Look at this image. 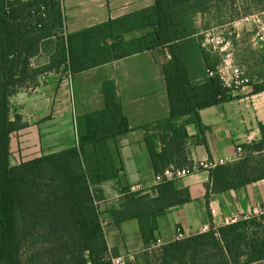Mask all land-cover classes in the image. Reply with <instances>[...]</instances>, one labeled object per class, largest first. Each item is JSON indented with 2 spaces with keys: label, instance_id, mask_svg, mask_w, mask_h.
I'll return each mask as SVG.
<instances>
[{
  "label": "trees",
  "instance_id": "obj_1",
  "mask_svg": "<svg viewBox=\"0 0 264 264\" xmlns=\"http://www.w3.org/2000/svg\"><path fill=\"white\" fill-rule=\"evenodd\" d=\"M260 1L154 0L148 8L65 35L59 0H0V264L108 263L96 204L99 196L93 186L118 177L110 142L132 130L114 82L105 80L101 85L104 107L75 118L76 146L11 166L10 135L26 124L17 115L10 120L9 98L35 84L43 72L61 70L73 78L157 50L168 56L163 73L169 116L163 123L170 137L157 151L147 136L146 148L155 175L170 165L179 169L190 166L184 149L186 125H200V110L233 99L232 91L223 87L218 77L207 76V70L215 69L220 60L212 47L204 45L205 34L233 23L241 5L253 7ZM140 31V36L125 39L126 34ZM259 51L264 57V49ZM42 52L48 54V64L30 68V60ZM258 75L261 77V72ZM259 91H264V86L254 87V93ZM187 116L189 119L173 123ZM259 131V141L244 146L246 151L264 154V124L259 125ZM208 173L207 199L209 194L264 180V155L257 162L245 157ZM155 192L152 199L127 194L122 209L111 211L117 225L137 220L148 249L155 241L156 218L187 202L183 192L174 188V181H162ZM149 251L150 256L155 255L154 263L148 260ZM256 261H264V216L219 226L217 235L199 233L149 249L144 256L145 264Z\"/></svg>",
  "mask_w": 264,
  "mask_h": 264
},
{
  "label": "crops",
  "instance_id": "obj_2",
  "mask_svg": "<svg viewBox=\"0 0 264 264\" xmlns=\"http://www.w3.org/2000/svg\"><path fill=\"white\" fill-rule=\"evenodd\" d=\"M29 1V0H21ZM154 0H61L65 35L148 8ZM143 32L125 35L134 39ZM262 55L263 53L259 51ZM167 54L157 50L134 54L73 78L66 73L49 71L43 83L36 82L9 98L10 120L20 117L26 124L10 135L11 166L56 153L77 145L75 118L104 107L102 82H114L116 96L126 117L130 132L110 142L113 159L119 169L116 179L93 186L97 190V207L108 251L125 256L127 264H145L148 248L144 245L137 220L114 222L111 211L121 210L125 192L141 185L150 199L156 197L155 169L145 138L149 136L157 151L169 139L163 122L169 116V105L163 65ZM49 62L47 53L39 59ZM262 78V77H261ZM257 85L244 86L232 92L233 99L199 111L200 125L185 127V152L193 164L219 159L233 160L237 145L249 146L260 139L259 125L264 124V91L253 92ZM189 116L173 123H181ZM210 186L207 172H197L174 181L187 202L168 208L156 218L154 239L165 245L172 242L176 228L186 237L199 234L203 225L235 215L264 210V180L221 194H206ZM216 211L211 216L210 210ZM89 264V263H88Z\"/></svg>",
  "mask_w": 264,
  "mask_h": 264
},
{
  "label": "rangeland",
  "instance_id": "obj_3",
  "mask_svg": "<svg viewBox=\"0 0 264 264\" xmlns=\"http://www.w3.org/2000/svg\"><path fill=\"white\" fill-rule=\"evenodd\" d=\"M262 11H264V0L256 3L253 7L241 5L238 18L224 29L211 32L208 37L209 41H207L210 47L213 48L214 46L220 64L223 63V60H229L234 68L240 69L243 75L248 78L250 85L259 87L264 86V57L259 52V49H264V13H260ZM234 38L235 40L232 41ZM226 43L228 44L226 45ZM251 44L256 48H253ZM220 46H222V51L219 50ZM260 72L262 78L258 75ZM245 152V157H251L254 162L260 160V157L264 155L253 150H245ZM262 216L264 213L257 216L251 215L243 221H249L253 218L259 219ZM258 221L262 222V220ZM217 225L219 227L223 224ZM151 252L148 253V260L154 263L155 255L154 257L151 255V257Z\"/></svg>",
  "mask_w": 264,
  "mask_h": 264
},
{
  "label": "built area",
  "instance_id": "obj_4",
  "mask_svg": "<svg viewBox=\"0 0 264 264\" xmlns=\"http://www.w3.org/2000/svg\"><path fill=\"white\" fill-rule=\"evenodd\" d=\"M61 2V0H59ZM44 17V15H42ZM211 35L210 33L205 34V42L204 45H208L207 41H209L208 37ZM222 41L220 42V44ZM228 43H226L227 45ZM209 46V45H208ZM225 46V45H223ZM210 47V46H209ZM214 50V46L212 48ZM222 51V46H220V49ZM215 51V50H214ZM43 53V52H42ZM40 53L38 56L34 57L30 60L29 67L32 69L41 68L43 67L40 63ZM47 73L43 72L41 73L38 78V83H43L45 80ZM69 76V75H68ZM207 76L208 77H218V79L221 81L223 87L230 89L232 92L244 87L248 86L249 80L247 77L243 75V73L238 68H234L229 60H223V63L219 64L215 67L213 70H207ZM235 157L233 160L229 159H219L217 161H206V162H200L198 164H191L190 166H186L184 168H176L175 166H168L162 174L155 175V187L161 183L164 180L167 181H175L179 180L181 178H184L186 176L193 175L197 172H209V170L216 168L217 166H222L225 164H230L237 162L241 159H243L246 155L245 149L242 145H237L235 147ZM209 174V173H208ZM145 188L141 185L133 186L128 191L125 192V195L127 194H135V193H144ZM97 204V202H96ZM216 211L214 209L210 210L211 216H214ZM264 213V210L261 208H256L254 211L250 214H241V215H235L230 218L224 219L222 221L223 225H231L235 224L238 221H243L249 218L248 216L251 215H262ZM218 225L214 222L207 223L202 226L200 233H207V232H214L217 235V227ZM187 238L185 234L181 231V229L176 228L174 235L172 237V242L180 241ZM164 244L161 242L160 239H156L150 246L149 249H156ZM106 261L110 264H127L125 256H114L110 252L107 253L105 257ZM248 264H264V261H256Z\"/></svg>",
  "mask_w": 264,
  "mask_h": 264
},
{
  "label": "water",
  "instance_id": "obj_5",
  "mask_svg": "<svg viewBox=\"0 0 264 264\" xmlns=\"http://www.w3.org/2000/svg\"><path fill=\"white\" fill-rule=\"evenodd\" d=\"M107 264H110V263H107Z\"/></svg>",
  "mask_w": 264,
  "mask_h": 264
}]
</instances>
